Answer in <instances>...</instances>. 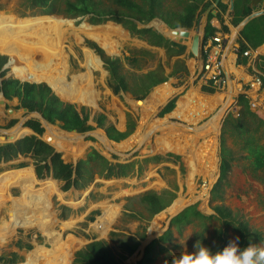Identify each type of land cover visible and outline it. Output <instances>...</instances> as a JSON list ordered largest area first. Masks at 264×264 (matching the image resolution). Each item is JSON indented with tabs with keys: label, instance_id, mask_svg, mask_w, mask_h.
Here are the masks:
<instances>
[{
	"label": "rangeland",
	"instance_id": "1",
	"mask_svg": "<svg viewBox=\"0 0 264 264\" xmlns=\"http://www.w3.org/2000/svg\"><path fill=\"white\" fill-rule=\"evenodd\" d=\"M55 1H58V6H56L57 8L53 13H46L43 9L31 7L26 2V0H0V18L9 19L17 26H22L37 19L47 17L63 20L64 23L61 25V30L64 31L63 53H57V55L60 56L63 61H66L65 68L57 73V76L59 77L58 81H60L61 85L64 83L62 73L65 70L68 73L67 60L69 56H71L72 59H79L82 62L79 66L80 69H77L74 73H71L70 78L79 76L80 74L85 75L87 73L89 74V78H91V69L96 68L95 70H98L95 63V55L93 54L94 56H92L86 50L88 48L86 45L83 47L82 43L84 41L95 43L97 46L103 49L105 55L108 57L118 58L121 67L123 66L121 72L126 75L131 89L134 83V80L132 79L133 72H135L136 75L145 74L155 69L158 63H162L164 65L166 72L168 65L165 64L166 59L164 49L150 46L144 40L137 38L136 36H131L128 31H126L120 24H117L113 21L107 20L93 25L89 23V15L82 17L67 16V14L63 12L64 0ZM103 2L108 6L116 8L106 0H103ZM146 25H151V28L157 31L156 26L152 24V21ZM80 29H85L88 32V37L81 33ZM82 40L83 42H81ZM105 43L106 45H104ZM84 51L86 59L83 56ZM143 51H146L147 54H143ZM1 52L2 51H0V56H5L6 53ZM21 54L24 55V53ZM124 56H134L136 59H138V62L131 64L128 62L124 63ZM87 61L88 70L85 66L83 67V64H86ZM168 64H170V62ZM22 67L24 66H18L16 60L11 56L6 68L7 72L6 69L4 70V76H9L10 78H14L18 81L39 82L38 84H40V82L47 83L42 79L41 81L31 80L29 78L31 76L28 73L26 67ZM24 69H26L27 72ZM29 69L32 70L31 65H29ZM46 70L54 73L52 70ZM96 75V82L99 83V91H104L102 84L106 85L107 89L109 90V92L105 90V94H102L101 96L97 91L98 97L100 96L99 99H101V107L98 104V97L93 88V83L91 87L86 84L79 88L87 95L88 92H90L92 102H89L87 99L84 102L74 101L75 103L72 104L85 106V108L89 111L88 113H91L93 116L100 114L103 111L108 117V120L105 119L104 126L106 127L108 125H112L119 132L127 131L128 120L126 114L129 113L131 120L135 124L130 135H128V137L121 142H113V144H108V150H113L117 153V155H113L107 151L105 144H103L101 139H99L101 136L105 135L104 127L96 128V124L91 122V127L93 129L88 132L93 131L94 135L79 139V137L77 138L72 133L62 132L60 124L56 122L55 124H50L52 129L57 132L61 131L63 134H67L71 138L74 137L75 139H72V143L70 144L66 143L68 145L66 147L62 145L61 148H56L54 146L57 145V141L50 136L53 141L51 145L54 149H57V153L60 154L63 161L66 163L73 165L76 163L77 165L78 161L85 160L86 156L92 150H95L103 158L108 159L110 163H133L135 166L136 163L141 162L142 165L139 164L138 171L134 173V167L133 172H131L126 177L106 179L104 175L96 174L100 170V163H92L94 171L96 172L93 176L92 182L84 189H76L74 187H69L66 189L65 182L54 179L49 174H43L42 179L41 177H37L33 164V158L30 157V155L27 157L18 155L17 158H22L20 160L22 161L20 163H23L21 168H24V166H26V162H28L27 166H29V169L23 170H31L32 176L36 179V181L41 183L50 180L54 183L57 192L54 194L47 193L46 197L48 199V203L51 207V211L55 220L58 221V223L68 224L70 226V230H68V232L64 234L61 232L60 233L63 234V238L65 239L66 236L70 235L72 239L74 238L76 241H78V244L73 248V251L70 254L68 264L70 263V260L73 258V254L76 251L82 249L85 245L92 241L106 242V244L117 254L121 252L120 248L117 247V244L120 242V240L125 241L127 238L140 240V236L143 235L144 239L140 241L139 249L131 256H127V259L122 263L137 264V262L141 259L142 254L140 246L145 242V238L149 234L148 228L151 226V232L160 231L158 234L164 231L168 226V222L171 217L179 213H170V210L175 203H180V201H182L183 204L181 208L186 205H195L197 209L204 215H213L212 213H207V211H212V205L209 203L210 190L212 188L211 186L217 182L219 176L217 175L218 177L216 176L214 178H210V181H208V179H206L208 175L205 176V173H207L209 170L212 172L213 169H216V171L218 170L219 159H214L212 162L211 155L207 150L214 148L216 142L215 140L210 143H206V141L199 142V137L196 138L190 136L186 132V127L181 126L182 123L180 121L172 122L174 126H171L168 121L171 120L170 116L172 114L168 113L163 117H158L155 119L154 114H156L159 108L174 96H177L178 108L185 107L186 109L187 104L182 102H185L189 95H192L190 101H193L194 92L193 94H190V88L187 84H184L183 81L181 83L180 81H177L175 87L172 86L169 81H166L165 83L163 82L162 84L152 88L149 94L146 96L147 98L145 97L148 100L150 94L154 92L151 95V100L147 104L141 101L137 102L139 103L137 104L130 92L119 91L117 94H114L107 86L109 82L104 81V77L106 76L105 73L101 72V74H99V72H97ZM26 76L29 80L26 78ZM64 81L65 84L63 87L65 88V86L69 85L68 88H70L72 81H67L66 78ZM66 91L67 90L63 92L65 93ZM53 92L58 95L57 97H59L60 100H67L61 95L62 93L58 94L59 92L57 93L55 90H53ZM158 94H160V98L162 97V102L152 105V99ZM183 97L185 98L182 99ZM165 99L166 101L164 102ZM97 105L101 109H99ZM11 106V108H8L9 106L6 104L3 111L5 118L4 120L0 121L4 122L8 117H12V119L16 120L15 125L11 129L14 130L21 120H25V123L28 118L25 119L27 116L25 112H22L21 110L16 111V109H18V105ZM94 106H96V108H93ZM216 106L217 103L214 104L212 108L214 109ZM2 107L3 106L0 105V111H2ZM141 108L143 110V119H141L140 115L138 114L141 112ZM147 108L151 109V111H149ZM198 108L207 110L208 104L205 106L200 105ZM7 109L13 110V114L8 115ZM153 111H155V113L152 115ZM189 113H194L193 115H195V111L190 110ZM204 114L205 113L202 114V117ZM151 115L152 120H150ZM215 117H217V115ZM215 117H213L211 121H214ZM176 123L180 127H178ZM209 124L210 121L207 122L204 127L209 126ZM17 129L22 130V128ZM47 131L48 130H44L42 136L40 137L41 140H43L46 144H48V139H46V135H48ZM201 133L202 132L199 130L198 135H200V137L202 136ZM1 135L2 134H0V136ZM2 136L6 137L5 135ZM26 136H30V131L28 134L24 135V137ZM143 137H145L144 140ZM18 139H22V137L17 138L16 140ZM3 142V139H0V143ZM204 147H207V149ZM205 150L206 154L203 153ZM188 153L190 155H188ZM200 154H202V156ZM155 158H158L159 161L157 162L153 160L150 162H145L148 159ZM201 160H203L204 165ZM30 162L34 167V171ZM200 162L202 163L203 168L198 166V163ZM207 162L211 163L210 169L208 168ZM17 165V163L15 165H6L5 169L8 171L0 168V197L5 200L4 204H6V208H3L2 205H0V222H6L10 220L9 212L11 211L12 205L7 208L9 206L8 203H10L8 198L16 200L21 196V192L20 190H17L16 186L7 190L1 179V177L5 174H12V169ZM245 165L246 163L242 157L234 161L232 171L228 177L229 181L227 189L224 193L225 197L223 203L232 209L233 212L240 214L242 219L251 229L261 232L264 237V177L262 181L252 178L247 174V172L242 170V167ZM19 171L22 170L13 172L16 173ZM12 179H20V176L15 174L14 177L10 178V180ZM205 179L208 182V188L206 190H202V183ZM34 186L35 188H38L41 185L36 184ZM148 191H154L157 193L172 191L175 193V198L170 205H168L160 213L154 215L148 222L141 221L137 218H129V213H134L138 216V218L140 215L147 217V213L139 205L138 197L139 195ZM205 191L206 193H204ZM129 199H131V201L129 202L128 208H126V204L128 203ZM109 211H113L110 225L106 233L103 232L104 234H99L95 229L93 230V226L103 224L105 215H107ZM207 226L208 230L205 233V237L207 240H210L212 246H215L217 241L214 239L211 240V233L215 229L214 227L217 226L216 222H209ZM57 230L59 231V227H57ZM197 231H199V227L194 224L183 228L181 233L173 229V237L170 243L164 244L166 250L161 255L152 256L155 257L153 264H172L173 257L178 259L183 252L189 254L193 253L196 250L194 246L197 244V242H199L201 245L203 244L202 239L204 236L202 235V238H199L197 236L198 233H196ZM34 233L35 232L31 231L30 233L25 234L23 231L18 229L16 235L11 241L1 244L0 264H18L19 262H24L25 259L21 255L22 252H24V254L29 253L35 248L36 243L39 245L40 243H44L43 238H38L36 239L37 242H35ZM111 234L113 235L111 236ZM151 236L152 235H150V238ZM228 237L230 241L235 240V238L238 237L237 232L230 230ZM258 246H264V242L259 243Z\"/></svg>",
	"mask_w": 264,
	"mask_h": 264
},
{
	"label": "trees",
	"instance_id": "2",
	"mask_svg": "<svg viewBox=\"0 0 264 264\" xmlns=\"http://www.w3.org/2000/svg\"><path fill=\"white\" fill-rule=\"evenodd\" d=\"M106 1L117 9L108 6L103 0H64L63 12L67 16L73 17L89 15V23L93 25L107 20L118 23L131 36H136L144 40L150 46L163 48L166 52L167 61H170L171 58L182 55L186 47L170 41L152 28H144L141 25H146L153 19L159 18L172 29H190L194 26L199 16L215 0ZM26 2L33 8L38 7L45 10L46 13H53L57 8L56 6H58V1L55 0H26ZM240 3L243 8L245 6L240 0L235 2V14L240 13V18L235 19L233 22L234 25L251 13L248 7H245L240 12ZM218 7L225 9L226 5L219 3ZM210 18L211 15L208 16V22L205 27L204 41L213 36L215 31L209 23ZM240 34L251 47L260 44L264 38V15L249 21L241 30ZM87 43L89 46L97 49L99 54L103 55V51L96 44L90 41ZM244 47L245 45L241 44L238 52H244L242 51ZM142 53L147 54L146 51ZM123 58L124 63L128 62L131 64L138 62V59L134 56H124ZM103 59L107 63L110 71L109 89L114 94H117L119 91L130 92L135 100H143L153 87L167 81L169 77L177 75L183 76L187 72L184 61L179 58L173 63L172 72L167 75L165 74L164 65L158 63L155 69L145 74L136 75L133 72L132 79L134 83L131 89L126 75L121 72L123 66L121 67L118 58L111 59L105 56ZM5 62H7V58L0 56V69L4 66ZM96 65L100 66L97 59ZM4 73L5 71L1 72V77L4 76ZM26 78L28 79L27 76ZM262 85L264 86V81ZM0 92L6 100H11L13 97H16L19 100L17 108L26 109L28 112H38L49 124L58 122L62 130L65 131L70 132L75 130L78 133H86L93 129L87 123L93 122L96 124V128H105L104 132L110 141L120 142L130 135L135 126L130 115H127L128 123L126 132H119L112 125L105 127V116H93L91 113H88V109L83 105L79 109L80 105L62 102L44 83H21L16 79H10L8 76L6 80L0 82ZM175 100L176 98L170 100L162 110L161 115L170 112L174 108ZM246 106L243 107L242 105L243 110H240L238 117L229 116L222 128L220 139V175L210 191L209 199L215 215H204L195 205L186 207L171 219L169 228L158 239L151 241L145 247L143 256L137 264H153L155 257L152 256L161 255L166 250L164 244L170 243L173 237V229L181 233L183 228L192 224L199 227V231L196 232L198 233L197 236L199 238H202V235L204 236L202 246L207 247L212 253L222 251L228 245L230 241L228 233L230 230L237 232V236L239 237L238 243L241 249L246 248L250 244L258 246L259 243L264 242V237L261 232L251 229L240 214L233 212L232 209L223 203L224 193L229 181L228 177L232 171L234 161L238 158L242 157L244 159L246 165L242 167V170L247 172L252 178L262 181L264 177V121L259 119L255 113L248 111ZM15 123L16 120L10 121L9 127ZM24 127L36 135L26 136L12 143L0 144V161L11 160L18 155H30L36 162L35 172L37 177L42 178L43 171L47 173L51 172L54 179L65 182L66 189L69 187L84 189L89 185L96 173L92 163H100V170L96 174L104 175L105 178L126 177L133 172V163H110L95 150H92L86 156L85 160L78 161L76 166H72L69 163L64 164L60 154L55 153L50 145L37 137V135L41 136L44 132V128L38 120L29 119L24 123ZM28 133L29 131L25 128L24 130L19 129L15 136L20 135L18 137L20 138ZM46 137L50 144H52V139L48 135ZM149 160L159 161L158 158L148 159L146 161ZM174 198L175 193L172 191H164L162 193L154 191L145 192L139 195L138 201L139 205L147 213V217L140 215L138 218L134 213H129L128 217L148 222L154 215L165 209ZM130 201L131 199L128 200L126 208H128ZM209 222H216L217 225L211 233V240L214 239L217 241L215 246H212L210 240H207L205 237ZM143 239L144 236L141 235L140 240L131 238H127L125 241L120 240L117 247L120 248L121 252L117 254L106 242L92 241L73 254L72 264H122L127 259V256L132 255L137 250L140 241Z\"/></svg>",
	"mask_w": 264,
	"mask_h": 264
},
{
	"label": "bare ground",
	"instance_id": "3",
	"mask_svg": "<svg viewBox=\"0 0 264 264\" xmlns=\"http://www.w3.org/2000/svg\"><path fill=\"white\" fill-rule=\"evenodd\" d=\"M63 23V20L47 17L37 19L22 26H17L9 19L0 18V51L6 53L9 56H12V58L16 60L18 66L23 65L24 67H26L28 73L31 76L29 77L31 80L41 81L42 79L43 81L47 82V84L53 90H55L57 93L59 92L58 94L62 93L61 95L64 96L67 100L73 102H84L88 99L89 102H92L90 92H88L87 95L81 89H79L81 86L86 84L91 87L92 81L91 78H89L88 73L85 75L82 74V76L79 75L71 77L70 81L72 82L70 84V88L68 89H65L60 84V81H58L59 77L57 76V73L65 68L66 62L57 55V53L59 52L63 53L62 50L64 45V31L61 30V25ZM154 26H156V28H158L159 30H162L160 24H154ZM80 32L88 37V32L85 29H80ZM167 34H169V32H167ZM104 45H106V43ZM85 51L83 52L84 58ZM21 53H24V55H22ZM89 53L92 55L91 52ZM29 65L32 66V70L29 69ZM84 66L88 70V61L86 64H83V67ZM46 69L52 70L54 73H51ZM65 90L67 91L64 93L63 91ZM152 100V105H156L162 102V97L160 98V94H158L154 96ZM148 102L149 101H147L145 104H147ZM93 108H96V106H94ZM148 110L151 111V109ZM25 113L29 114L32 112L27 111ZM219 114L217 115V118L219 117ZM208 128L210 127L207 126V128L202 129V131L200 130L204 138L206 132H208ZM44 130L47 129L44 128ZM18 131L19 130L16 129L15 135ZM29 131L31 132V135L34 134L31 130ZM47 132L49 137L51 136L57 141V145L54 146L56 148H61L62 145L66 147L68 146L66 143L70 144L72 143L71 140L75 139L74 137L71 138L67 134L65 135L62 132L60 133V131L57 132L52 128ZM19 136L15 137L18 138ZM23 137L24 136H22V138ZM144 138L145 137H143V140ZM99 139H101L102 143L105 144L106 148L108 144H110L107 141L109 139L107 138L106 134L101 136ZM207 163L208 168L210 169L211 163ZM15 174H18L20 176V179L10 180V178L14 177ZM1 179L3 185L7 188V190L16 186L17 190H20L21 196L16 200L8 198L10 203H8L9 206L7 208L12 205L11 211L9 212L10 220L6 222H0V245L5 244L7 241H11L12 238L16 235L18 229L23 231L25 234L33 231L35 232L34 241L37 242L36 239L43 238L44 243H40V245L36 243L35 248L29 253L24 254V252H22L21 255L25 260L24 262H19L18 264H68L70 254L73 251V248L78 244V241H76L74 238L73 240L72 237L68 234V236H66V239L63 238V234L70 230V226L68 224L58 223V221H56L53 216L46 196L47 193L54 194L55 192H57L54 183L50 180L39 183L32 176L31 170H22L16 173L12 171V174H5L1 177ZM36 184H39L41 186L35 188L34 185ZM0 198L2 199V197ZM1 199L0 205H2L3 208H6V204H4L5 200ZM182 204V201H180V203H175L172 206L170 213H180L186 207H189L186 206L181 208ZM112 213L113 211H109V213L105 215L104 223L93 226V230L95 229L99 234H104L103 232L106 233L112 219ZM57 227H59V231L57 230ZM60 232L63 234H61ZM72 261L73 259L70 260L69 264H72Z\"/></svg>",
	"mask_w": 264,
	"mask_h": 264
},
{
	"label": "crops",
	"instance_id": "4",
	"mask_svg": "<svg viewBox=\"0 0 264 264\" xmlns=\"http://www.w3.org/2000/svg\"><path fill=\"white\" fill-rule=\"evenodd\" d=\"M236 1L237 0H233L234 4ZM240 1H242V4L245 5L244 8L248 7L251 10V13L254 11L264 9V0H245L244 2H243V0H240ZM219 3L226 5V7H225V9H223V7L219 8L218 5L216 7H214L212 12L209 13V15H211L209 23L215 29L213 36H211V37L218 36L222 39L221 62H222L223 74L227 79L226 86H224V87H213L210 83L203 81V79H202V73H203L202 65L204 62L203 55H202V53H200V56H198V57L192 56V54L190 53L188 45L185 46L186 48H185V51L182 55H180L179 57H173L170 59V61H167L165 50H164V52H165V59H166L165 64L168 65L166 72H165L166 75L170 74L172 72L173 63L178 58L182 59L184 61V65L187 69L186 74H183V76L177 75V76L169 77L167 81H169L171 83V85L174 87H175V84L177 81L178 82L180 81V83L183 81V83L187 84L188 87L190 88V94H193V92H194V95H193L194 99L192 102L190 101V99L192 98V95H189L185 102H182V100H181L182 103L187 104L186 109H185V107H182V108L179 107L178 108L177 96H174L176 98L175 106L170 112H168L169 114H172L170 116L171 120L168 122L170 123L171 126H174L172 124V122H174V121L179 122L180 121L182 123L181 126L186 127V129H187L186 132L190 136L196 137V138L199 137L198 138L199 142L200 141H202V142L206 141V143H210V142L215 140L216 145L214 146V148H212L211 150L207 149V147H204V148H206L209 151V154L211 155V158H212V162L214 159H219V166H220V161H221V158H220V147H221L220 139H221L222 128L225 124L226 119L229 116L230 117H236V115L239 114L240 110L242 111L243 107H245V105H247L246 109H248V111L255 113L259 119H262L264 121V108L262 107V103L264 101V86L262 85V82L264 81V67H263L264 38L260 44H258L255 47H251L248 44V42L240 34L241 30L244 28V26L248 22L243 27H241L240 29L237 28L238 24L245 17L242 18V20H240L236 25H234L233 22L235 21V19L240 18V13L235 14V7L233 8V11H230L229 4L225 1L219 2ZM240 6H241L240 7L241 8L240 12H241V11H243L244 8L242 7L241 3H240ZM260 16H262V15H260ZM260 16H258V17H260ZM258 17H255V18H258ZM204 36H205V28H204L203 41H202L203 47L206 45H209L208 41L211 38V37H209L204 41ZM241 44L245 45V47L243 48L242 51H248L247 56H243L242 55L243 52L242 53L238 52ZM161 49H163V48H161ZM169 62H170V64H168ZM257 82H259L260 84H257ZM102 86L104 88L103 92L99 91V89L96 88L95 85L93 84V88H94L95 92L97 93V97H98V92L100 93V96L102 94H105L104 93L105 90L107 92H109V90L107 89V87L104 84H102ZM153 93L154 92H152L150 94V96ZM100 96L98 98H100ZM150 96H149V99L147 101L151 100ZM184 98L185 97H183L182 99H184ZM166 99L164 100V102L166 101ZM172 99H170V100H172ZM241 99H243V100H241ZM170 100L167 101L164 105H162L156 114H154L155 111H153L152 115L154 114L155 119H157L158 117H163L166 114H168V113H165V114L161 115L162 110L170 102ZM205 102H206V104H205ZM251 102L256 103V106H257L256 109H253L250 107ZM216 103H217V106L213 109L212 107ZM240 103L243 105V107ZM6 104L9 106L8 108H11L12 107L11 105L17 106L19 104V102H18L16 97H13L11 100H6V102L4 104H2L3 107H2V111H0V120H4V118H5L3 111L5 109ZM207 104H208L207 110L198 108L200 105L205 106ZM160 105H158V106H160ZM97 107H98V105H97ZM22 109L23 108H20V109L18 108V109H16V111H20ZM190 110L195 111V115H193L194 113L190 114L189 113ZM203 113H205V114L202 117ZM7 114L12 115L13 113H9V111L7 109ZM138 114L140 115L141 119H143L142 108H141V112H139ZM218 114H219V117L218 118L216 117L215 121L212 122L211 121L212 118ZM127 115H130V114L127 113L126 117H127ZM152 115H151L150 120H152ZM13 120L14 119H12V117H8L4 122L0 121V130L7 133V134H5L3 132L2 133L0 132V134L5 135L6 137L8 135H14L15 134L17 127H16V129L11 130L15 124L10 126V127L8 124V123H10V121H13ZM246 120L248 122H250L249 119L246 118ZM209 121H210L209 127L211 129L210 128L207 129L208 132H206L205 138L202 136L200 137V135L197 134L198 131L201 129L207 128L204 126ZM87 124L91 126V122H88ZM176 125L178 127H180L177 123H176ZM18 128L23 129L26 127H24V125H23V127H18ZM26 129H28V128H26ZM125 130H126V127H125ZM28 131H29V129H28ZM30 136H31V134H30ZM228 143H230V142L228 141ZM203 153L206 154V150ZM202 154H200V155L202 156ZM188 155H190V154L188 153ZM22 157H27V156H22ZM21 159H22L21 157L20 158L16 157V158L8 160V161H0V168H3V170L8 171L5 169L6 165H8V164L15 165L17 163L18 165L15 168H13L12 171L29 169V166H27L28 162H26V166H24V168L23 167L21 168V165L23 164V163H20V162H22V161H20ZM145 162H150V160L145 161ZM163 162H166V161H163ZM201 162L203 163V160H201ZM201 162L198 163V166L200 168H203L204 163L202 165ZM64 163H66V162H64ZM159 163H162V162H159ZM33 164L35 167L36 162L34 161V159H33ZM139 164L142 165L141 162L135 164L134 173H136L138 171ZM149 164H151V163H149ZM156 164H158V163H156ZM40 165H42V164H40ZM219 166H218L217 171H216V169H213L212 172L209 170V171H207V173H205V176L208 175L207 178L205 177L206 179H208V181H210V178H214L218 175V172H220ZM31 167L34 171V167H33L32 163H31ZM43 174H49L52 176L51 172L47 173L46 171H43ZM187 177H188V175H187ZM42 178H43V175H42ZM193 178H194V176H193Z\"/></svg>",
	"mask_w": 264,
	"mask_h": 264
},
{
	"label": "water",
	"instance_id": "5",
	"mask_svg": "<svg viewBox=\"0 0 264 264\" xmlns=\"http://www.w3.org/2000/svg\"><path fill=\"white\" fill-rule=\"evenodd\" d=\"M227 2L229 4V7H230V11H233V8H234V2L233 0H215L213 4H211L204 12L203 14H201L199 16V18L197 19L196 23L194 24V26L190 29H172L170 27H168L161 19L159 18H155L152 20V24H160L161 27H162V30H159L158 28H156L157 32L160 33L161 35H163L165 38L169 39L170 41H173L179 45H188L189 47V50H190V53L192 54V56L194 57H198L200 56V53H201V47H202V41H203V33H204V28L207 24V21H208V16H209V13L212 12L213 8L216 7L218 5L219 2ZM245 0H243L244 2ZM260 15H264V9L263 10H258V11H254L252 13H250L248 16H246L239 24H238V29H240L241 27H243L247 22H249L251 19L255 18V17H258ZM90 26V25H89ZM146 27H151V25H147ZM167 32H169V34H167ZM83 42V40L81 41ZM88 50L89 52H91L88 48L86 49ZM92 53V52H91ZM93 55V53H92ZM94 56V55H93ZM96 57V56H94ZM99 61V64H100V67L101 65L103 64L102 60L99 58V57H96ZM114 58V57H112ZM8 63L7 62L4 66H3V70H5L8 66ZM99 67V69H100ZM2 70L0 71V74H1ZM2 81V78H0V82ZM21 81V80H20ZM21 82H25V81H21ZM27 82H30V83H39V82H31V81H27ZM122 93V92H121ZM147 98V97H146ZM144 99L142 100L141 102H145L146 103V100L147 99ZM136 103L138 102V100H135ZM6 102V100L3 98V95L2 93L0 92V104H4ZM65 102H69V100H66ZM9 113H13V110H8ZM22 112H27L26 109H23ZM36 118L38 119L42 126L49 130L51 129V125L42 117L41 114L39 113H36V112H32V113H29L27 114L26 118ZM24 121L25 120H21L20 123L17 125V128L18 127H22L23 124H24ZM0 132L2 133H5L7 134L6 132L0 130ZM31 133V132H30ZM66 133H72L74 134L77 138L79 137V139L81 138H85V137H88L89 136H92L94 135V132H88V133H85V134H79L77 133L75 130H72L71 132H66ZM151 133V132H150ZM0 139H3V141L5 142H14L16 140V137H14V135H8L7 138L4 137V136H1ZM110 144H113L112 141L110 140H107ZM47 143L50 144L49 141H47ZM112 150V149H111ZM57 151V149H55V152ZM107 151L112 153L113 155H117L116 152H114L113 150L112 151H109L108 148H107ZM106 153V152H105ZM105 155V154H104ZM186 206H190V205H186ZM184 206V207H186ZM207 213H212L214 214L213 211H207ZM161 234V233H160ZM160 234H155L152 239L156 238L158 235ZM150 238H148L146 240L145 243L142 244V252H143V249L145 247V245L150 241L152 240Z\"/></svg>",
	"mask_w": 264,
	"mask_h": 264
},
{
	"label": "clouds",
	"instance_id": "6",
	"mask_svg": "<svg viewBox=\"0 0 264 264\" xmlns=\"http://www.w3.org/2000/svg\"><path fill=\"white\" fill-rule=\"evenodd\" d=\"M118 24V23H117ZM126 30V29H125ZM127 31V30H126ZM129 33V32H128ZM130 34V33H129ZM93 43V42H92ZM95 44V43H94ZM103 50V49H102ZM104 52V51H103ZM105 54V53H104ZM107 56V55H105ZM108 57V56H107ZM112 58V57H110ZM6 64V62H5ZM4 64V65H5ZM100 67V66H99ZM2 71L3 70V67H2ZM104 73V72H103ZM1 76V74H0ZM27 82V81H25ZM23 83V82H21ZM30 83V82H28ZM41 83V82H40ZM46 84V83H44ZM52 91L53 94H55L53 92V89L48 85L46 84ZM56 96H58L57 94H55ZM139 101H142V100H138ZM62 102H65V100H63ZM62 132H69V131H65V130H61ZM60 131V132H61ZM71 132V131H70ZM78 133V132H77ZM33 135H36L35 133ZM1 137V136H0ZM37 137L39 138L40 136L37 135ZM7 138V137H6ZM15 142V141H14ZM4 143H12V142H3L1 144H4ZM52 147L51 144H48ZM53 148V147H52ZM54 149V148H53ZM54 152H55V149H54ZM57 153V151L55 152ZM20 156H23V155H20ZM29 156V155H27ZM31 157V156H30ZM62 159V157H61ZM63 160V159H62ZM70 164V163H69ZM76 163H74L75 165ZM72 164V166H74ZM220 175V172H218V176ZM217 176V177H218ZM219 178V177H218ZM108 179V178H106ZM206 183V187L203 188L202 187V190H206L208 187H207V181L206 179L203 180V183ZM202 183V184H203ZM214 184V183H213ZM213 187V185L211 186ZM212 189V188H211ZM211 191V190H210ZM206 193V191L204 192ZM171 204V203H170ZM169 204V205H170ZM191 206V205H190ZM164 210V209H163ZM213 211V210H212ZM201 212V211H200ZM214 212V211H213ZM160 213V212H159ZM158 214V213H157ZM179 214V213H178ZM177 214V215H178ZM215 215V213L213 214ZM176 216V215H175ZM173 216V217H175ZM171 217V219L173 218ZM171 219L169 220L168 222V226L166 227V229L164 231L161 232V234L152 239V237L157 233H159L160 231L158 232H151V226L148 228V236L145 238V242L148 238H150V235L152 240H150L146 245L145 247L153 240H156L158 239L168 228H169V224H170V221ZM144 242V243H145ZM239 237H236L235 240H232V241H229L228 245L226 247L223 248L222 251H217L215 253H212L207 247H204L202 246L199 242H197V244L194 246L195 247V251L193 253H186V252H183L181 253L180 257L177 259L175 257H173V260H172V264H264V246H257V245H249L247 246L246 248H243L241 249L239 247ZM144 247V249H145ZM142 245L140 246V250H141V258L143 256V253H144V249H143V252H142ZM139 249V247L137 248V250ZM136 250V251H137ZM135 253V252H134ZM131 256V255H130Z\"/></svg>",
	"mask_w": 264,
	"mask_h": 264
},
{
	"label": "built area",
	"instance_id": "7",
	"mask_svg": "<svg viewBox=\"0 0 264 264\" xmlns=\"http://www.w3.org/2000/svg\"><path fill=\"white\" fill-rule=\"evenodd\" d=\"M209 45H206L203 48L204 53V62L202 65L203 73L202 79L205 82L211 83L213 87H224L227 84V79L222 71V62H221V50H222V39L218 36H214L209 39ZM243 56L248 55V51L242 53ZM256 84V83H255ZM257 84H260L257 82ZM250 107L256 109V103H251ZM264 108V101L262 103ZM239 114L236 115L238 117ZM202 187H206V183L202 184Z\"/></svg>",
	"mask_w": 264,
	"mask_h": 264
},
{
	"label": "flooded vegetation",
	"instance_id": "8",
	"mask_svg": "<svg viewBox=\"0 0 264 264\" xmlns=\"http://www.w3.org/2000/svg\"><path fill=\"white\" fill-rule=\"evenodd\" d=\"M147 25H141V27H144V28H151V27H146ZM212 38V37H211ZM82 45H83V47H85V45L88 47V49L90 50V51H92L93 52V54L95 55V56H97V57H99L101 60H102V62H103V64L101 65V67H100V69H99V66H97V68H98V70H95L96 68H92L91 69V73H90V76H91V80H92V83L95 85V87L96 88H99V83L98 82H96L97 81V75H96V73L97 72H99V74H101V72L103 73H105V77H104V81L105 82H109L110 81V78H111V76H110V71H109V69H108V66H107V63L104 61V59L103 58H105V54H104V52H103V55H101V54H99L98 52H97V49H95V48H93V47H91V46H89L88 45V43H87V41H84L83 43H82ZM98 48H100L99 46H97ZM203 47V46H202ZM201 47V53H202V55H203V58H204V53H203V48ZM101 49V48H100ZM102 50V49H101ZM103 51V50H102ZM80 52V51H79ZM5 56L6 57H8L7 58V62H9V60L11 59V56H9V55H7V54H5ZM79 61V62H78ZM6 62V63H7ZM80 63H81V61L79 60V59H72V57L71 56H69L68 57V60H67V70H68V73H67V71L65 70L63 73H62V76H63V85L62 86H64V84H65V78L67 79V81H70L71 80V78H70V74L71 73H74L77 69H80L79 68V66H80ZM95 63H96V59H95ZM119 63H120V61H119ZM2 70V68L0 69V71ZM93 71V72H92ZM90 72V71H89ZM67 73V74H66ZM80 75H82V74H80ZM66 76V77H65ZM0 78H2V80H6V78L7 77H5V76H3V77H1L0 76ZM11 79H14V78H11ZM47 84V83H46ZM68 86L69 85H67V86H65V89H68ZM106 86V85H105ZM107 86H108V84H107ZM18 100V99H17ZM97 101H98V104L100 105V107H101V99H97ZM18 102H19V100H18ZM70 103L69 104H72V103H75V102H73V101H69ZM65 103H68V102H65ZM72 105H75V104H72ZM81 107H83V106H79V109L81 108ZM100 107H98L99 109H101ZM98 115H103V116H105V118H106V120H108V117H107V115L102 111L100 114H97V115H95V116H98ZM79 134H81V133H79ZM112 141V140H111ZM112 142H114V141H112ZM115 143H118V142H115ZM108 160V159H107ZM74 166H76V164L74 165Z\"/></svg>",
	"mask_w": 264,
	"mask_h": 264
}]
</instances>
